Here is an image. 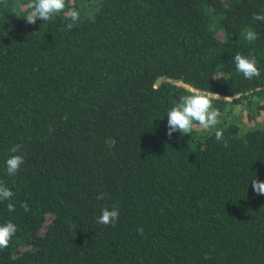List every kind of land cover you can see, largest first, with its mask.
<instances>
[{"label": "trees", "instance_id": "1", "mask_svg": "<svg viewBox=\"0 0 264 264\" xmlns=\"http://www.w3.org/2000/svg\"><path fill=\"white\" fill-rule=\"evenodd\" d=\"M29 2L0 0V225L17 228L0 264H264V0H71V30L67 8L26 23ZM193 92L219 123L169 138Z\"/></svg>", "mask_w": 264, "mask_h": 264}, {"label": "clouds", "instance_id": "2", "mask_svg": "<svg viewBox=\"0 0 264 264\" xmlns=\"http://www.w3.org/2000/svg\"><path fill=\"white\" fill-rule=\"evenodd\" d=\"M27 7L32 11L24 17L26 23L36 24L37 19L41 21H50L55 14L64 12L69 9L68 20L66 28L73 29L74 26L80 22V11L77 6L73 5L71 0H30ZM253 19L257 21H264V13H254ZM245 38L251 42L257 39L256 33L248 30ZM237 72L242 73L243 76L249 80L253 77L259 78L260 71L257 67L255 59L247 58L239 53L233 57ZM167 133L171 138L172 133L179 131L181 136L191 135L195 127L198 125L203 129L216 128L219 123V110L214 108L212 99L209 95L199 92H193L188 95H181L178 103L171 107L167 113ZM215 137L218 141L223 140V133L221 130L215 131ZM224 146H227V141H224ZM21 145L16 144L11 147V153H18ZM6 169L9 176L15 175L24 163V156L19 154L11 155L6 160ZM251 186L256 195H264V180L251 178ZM14 193L11 189L6 187L0 181V200H11ZM97 199H103V194H98ZM27 209V204L24 205ZM8 210L13 211L14 205L8 204ZM119 218V211L116 207L111 210L108 208L102 209V214L96 218L98 224L114 225ZM16 225L8 221L0 225V249L9 246L12 236L16 233ZM140 234H143V229H138ZM208 257L206 256L205 259Z\"/></svg>", "mask_w": 264, "mask_h": 264}, {"label": "built area", "instance_id": "3", "mask_svg": "<svg viewBox=\"0 0 264 264\" xmlns=\"http://www.w3.org/2000/svg\"><path fill=\"white\" fill-rule=\"evenodd\" d=\"M185 87H187L186 85H184Z\"/></svg>", "mask_w": 264, "mask_h": 264}, {"label": "rangeland", "instance_id": "4", "mask_svg": "<svg viewBox=\"0 0 264 264\" xmlns=\"http://www.w3.org/2000/svg\"><path fill=\"white\" fill-rule=\"evenodd\" d=\"M180 83V82H179Z\"/></svg>", "mask_w": 264, "mask_h": 264}]
</instances>
